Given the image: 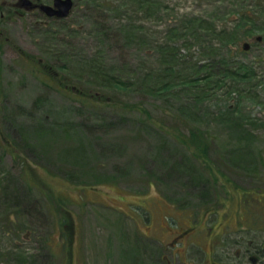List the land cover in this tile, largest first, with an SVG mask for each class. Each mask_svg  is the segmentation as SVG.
<instances>
[{
    "label": "rangeland",
    "instance_id": "obj_1",
    "mask_svg": "<svg viewBox=\"0 0 264 264\" xmlns=\"http://www.w3.org/2000/svg\"><path fill=\"white\" fill-rule=\"evenodd\" d=\"M17 1L0 0V264H252L248 240L264 264L259 1L74 0L64 19ZM94 63L141 68L138 88L83 101L104 90ZM177 131L203 133L211 163ZM222 226L233 243L205 240Z\"/></svg>",
    "mask_w": 264,
    "mask_h": 264
},
{
    "label": "trees",
    "instance_id": "obj_2",
    "mask_svg": "<svg viewBox=\"0 0 264 264\" xmlns=\"http://www.w3.org/2000/svg\"><path fill=\"white\" fill-rule=\"evenodd\" d=\"M200 21H201V19H194V22L192 21L191 26L192 25L196 26V27L200 26V24L196 25ZM203 22L205 23L207 21L203 20ZM201 28L205 29V28H203V26ZM206 30H207V28H206ZM199 31L202 32L201 30H199ZM222 34H224V32H221V35ZM231 34L228 36H224V38L229 39V37H230V39H233V38H231ZM135 35H136L135 32L130 33V38L133 39L135 37ZM18 51L23 52L20 49H18ZM168 59H169V56H168ZM171 59H172V56H170V61L168 62L169 64H173L171 62ZM174 60L175 59L173 58L172 61H174ZM47 66L49 67V65H47ZM92 68L94 69V78L93 79L96 81L95 85L97 87H102L104 90L99 91L98 93H95V94L85 93V92L79 91L80 95L84 96L83 101H86L89 104H94L99 99H101L99 101H102V102H107V100L113 99L112 103H114L115 106H118V103L114 102L117 99L116 98L117 96L116 97L114 96L112 98H107V100H105V98H103V97H106V96H104V95H106V92L109 89L114 90L116 92H120L122 89L128 90V89L138 88L136 82L141 80V77H140V75L142 73L141 68H139L137 71H135V69L126 65V69L129 68L128 70H130L129 72L131 75V77H129L128 79L126 78V74H121L116 69H113V70L107 69V68L103 67L102 63L101 64L94 63ZM202 69H205V71H209L208 66H202V67H197V73H200ZM242 69H244V68H242ZM51 70H53V69H51ZM168 70L170 71V66H169ZM59 71L63 72V69H59ZM59 71H58V73H59ZM64 72H66V71L64 70ZM209 77H210V75L205 77L204 80L209 79ZM194 79H199V82H201V78L195 77ZM195 82H197V81H195ZM198 86H199V84H198ZM107 94H108V96L110 95L109 93H107ZM109 97H111V96H109ZM124 109L126 112L135 111V112H138L139 114L149 116V114L147 113V110L145 108H143V106H141L139 103H134V104L127 103L125 105ZM172 137L176 141L185 145L191 151V153H192V155L196 161H199L203 164L204 163L208 164V162H209V164L211 163L210 156H209V149H210V144L208 142L209 139L205 138L203 133L198 134L196 132H191L187 136L183 131H177L176 133L172 134ZM201 137H203V138H201ZM189 143H191V144L194 143V144L189 145ZM216 173H217L216 171H213L210 174H211V176H215ZM60 201H65V199L62 198V199H60ZM10 203L16 204L15 200H11Z\"/></svg>",
    "mask_w": 264,
    "mask_h": 264
},
{
    "label": "flooded vegetation",
    "instance_id": "obj_3",
    "mask_svg": "<svg viewBox=\"0 0 264 264\" xmlns=\"http://www.w3.org/2000/svg\"><path fill=\"white\" fill-rule=\"evenodd\" d=\"M32 3L31 4H28V1L27 0H18L17 2H15L14 4H10L8 5V9H9V12L11 13L12 11L15 12V14L17 16H25V15H28V14H35L37 12H39V15L43 16V17H46L48 19H58L56 17H49L45 12H43L41 9H40V6L43 4L41 3L40 0H30ZM259 4H260V7L263 6V9H264V0H258ZM47 5V4H46ZM53 5V4H52ZM263 9L260 11L262 13L263 12ZM73 11V10H72ZM251 27V26H250ZM251 35V34H250ZM254 38V37H253ZM254 40H256L257 42L261 41L262 40V37H255ZM243 49L244 51H250L251 49V45L248 43L244 44L243 45ZM212 213V211H210V214ZM170 229H172V227H170ZM220 229L222 230V232L218 231V233L220 234H213V230L211 229L210 232L208 233V236H205V240H210V241H215V240H223L224 243H233L232 240H227V237L229 236V232L226 230L224 231L223 230V226L220 227ZM191 229L189 231H183L181 233H177V232H174V231H169L168 230V235L171 234V236H173L172 238H170L171 240H184L186 239L187 237H185V235H189ZM224 231V232H223ZM228 234V236H227ZM213 235H215L214 239H213ZM196 238H199L198 240H201L203 239L202 237H196ZM160 240H165V239H160ZM187 240H190V238H188ZM237 242L239 240H236ZM241 243V242H240ZM246 243H248V247L245 248V255L247 257H249L250 259V262L252 264H256L257 261H258V256L260 254V249H258V244L253 242V240H248L246 241ZM210 245V244H209ZM232 248V246H230ZM201 250L203 251V248H201ZM211 254L213 255L212 256V259L215 258L214 256V250L212 249L211 251ZM211 264H217L215 263L213 260L211 262ZM232 264H244L242 260L238 261V262H234Z\"/></svg>",
    "mask_w": 264,
    "mask_h": 264
},
{
    "label": "water",
    "instance_id": "obj_4",
    "mask_svg": "<svg viewBox=\"0 0 264 264\" xmlns=\"http://www.w3.org/2000/svg\"><path fill=\"white\" fill-rule=\"evenodd\" d=\"M28 4L32 2L27 0ZM74 8L73 0H54L53 5L42 4L40 9L45 12L49 17H56L64 19L70 16Z\"/></svg>",
    "mask_w": 264,
    "mask_h": 264
},
{
    "label": "bare ground",
    "instance_id": "obj_5",
    "mask_svg": "<svg viewBox=\"0 0 264 264\" xmlns=\"http://www.w3.org/2000/svg\"><path fill=\"white\" fill-rule=\"evenodd\" d=\"M74 1V0H73ZM74 6H75V2H74Z\"/></svg>",
    "mask_w": 264,
    "mask_h": 264
}]
</instances>
